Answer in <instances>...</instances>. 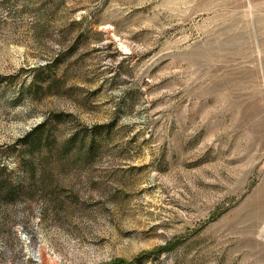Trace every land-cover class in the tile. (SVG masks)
I'll list each match as a JSON object with an SVG mask.
<instances>
[{
  "label": "rangeland",
  "instance_id": "374dc122",
  "mask_svg": "<svg viewBox=\"0 0 264 264\" xmlns=\"http://www.w3.org/2000/svg\"><path fill=\"white\" fill-rule=\"evenodd\" d=\"M0 264H264V0H0Z\"/></svg>",
  "mask_w": 264,
  "mask_h": 264
},
{
  "label": "trees",
  "instance_id": "16d2710c",
  "mask_svg": "<svg viewBox=\"0 0 264 264\" xmlns=\"http://www.w3.org/2000/svg\"><path fill=\"white\" fill-rule=\"evenodd\" d=\"M49 70H51V69L47 68L46 70H44V72H48ZM50 72H52V70ZM53 75H54V73H50V75H48V77H49L48 79H52ZM52 82L54 84H57L56 80H52ZM38 88L42 89V87H37V90H38ZM51 129L52 128H50L48 130V129H46V126H39L36 130H34L32 135H34L36 137V139H37L36 146L39 149L47 147L49 150L52 151L54 145L52 143H50V142L47 145H45V142H47L48 140L46 141L45 137H44L45 134L48 133ZM37 147L33 146V147L30 148V150L32 151V150L36 149ZM17 192H18L17 189H15V191H12V193H11L12 194V199L17 195Z\"/></svg>",
  "mask_w": 264,
  "mask_h": 264
}]
</instances>
